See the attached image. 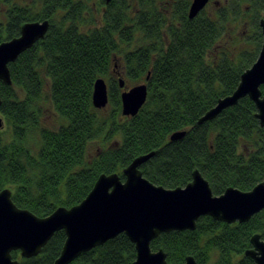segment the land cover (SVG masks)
<instances>
[{"label":"trees","instance_id":"1","mask_svg":"<svg viewBox=\"0 0 264 264\" xmlns=\"http://www.w3.org/2000/svg\"><path fill=\"white\" fill-rule=\"evenodd\" d=\"M93 3L0 0V43L18 36L25 22H49L44 38L8 64L11 84L0 82V191L9 188L18 208L45 217L80 203L100 174L121 176L135 157L151 151L140 170L165 188L184 187L193 170L213 195L229 186L249 191L261 182L264 127L248 97L210 121L197 120L233 92L256 60L264 0L208 3L192 19L189 0H99L100 24ZM116 71L128 87L147 85L133 117L121 116ZM99 77L108 88L105 109L92 105ZM46 104L58 119L54 129L41 125ZM179 130L185 135L170 141ZM253 234L264 241V209L245 223L201 216L195 230L161 233L150 246L162 249L168 264H183L188 256L196 264H254L244 256ZM64 240L57 231L37 256H12L19 264H53ZM135 255L120 234L70 264H131Z\"/></svg>","mask_w":264,"mask_h":264},{"label":"water","instance_id":"2","mask_svg":"<svg viewBox=\"0 0 264 264\" xmlns=\"http://www.w3.org/2000/svg\"><path fill=\"white\" fill-rule=\"evenodd\" d=\"M209 0H192L188 19L194 18ZM110 0H105L109 3ZM48 20L25 22L19 35L0 43V82L10 85L8 64L44 38ZM262 44L256 60L241 74L238 85L229 95L221 97L198 120L202 124L216 118L223 110L235 106L248 97L256 107L255 118L264 127V17L259 20ZM120 93L121 116L133 117L147 98L146 83L128 87L120 71H116ZM149 73L146 76V80ZM92 105L105 109L108 88L103 78L93 84ZM1 104V98H0ZM1 121V119H0ZM185 130L175 131L170 141L181 139ZM155 151L135 157L118 173L100 174L86 197L78 204L57 207L45 217L18 208L11 200V191H0V264H19L12 256L17 251L21 258L37 256L57 231H63L65 240L53 264H70L81 254L120 234H124L135 248L131 264H168L162 249L153 251L151 241L161 233L193 231L201 216L213 220L245 223L264 209V178L249 191L229 186L219 195H213L208 181L198 170H193L191 181L184 187L165 188L146 179L140 166L153 157ZM251 248L244 256L254 264H264V241L259 234L250 238ZM183 264H196L192 256Z\"/></svg>","mask_w":264,"mask_h":264},{"label":"rangeland","instance_id":"3","mask_svg":"<svg viewBox=\"0 0 264 264\" xmlns=\"http://www.w3.org/2000/svg\"><path fill=\"white\" fill-rule=\"evenodd\" d=\"M16 1L30 3L33 0H16ZM89 1H90V5H92L93 2L97 5V6H95V9H94V20L97 23L99 20L100 12H101L102 8L99 4V0H89ZM212 3L213 2H210L208 6L212 5ZM263 17H264V15L262 14L261 18H263ZM258 24H259V22H258ZM41 125L48 128V129H54V128L58 127V119H57V116L55 115V113L53 112L51 104H46L43 107ZM4 127L5 126L0 121V129H3ZM33 137L35 138V140H38L37 135H33Z\"/></svg>","mask_w":264,"mask_h":264},{"label":"flooded vegetation","instance_id":"4","mask_svg":"<svg viewBox=\"0 0 264 264\" xmlns=\"http://www.w3.org/2000/svg\"><path fill=\"white\" fill-rule=\"evenodd\" d=\"M191 1H192V0H189V5H188V8H187V14H188V10H189V7H190V3H191ZM217 1H227V0H209L208 3H210V2L217 3ZM237 1H239V0H237ZM208 3H207V4H208ZM207 4H206V6H207ZM93 5H94V6H97L95 3H93ZM206 6H205V7H206ZM205 7H204L202 10H204ZM202 10H200L199 13H200ZM199 13H198V14H199ZM198 14H197V15H198ZM197 15H196V16H197ZM100 22H101V20H100V17H99V20H98L97 23L100 24ZM115 74H116V72H115ZM116 76H117V74H116Z\"/></svg>","mask_w":264,"mask_h":264}]
</instances>
